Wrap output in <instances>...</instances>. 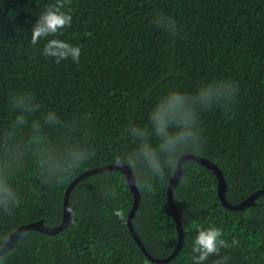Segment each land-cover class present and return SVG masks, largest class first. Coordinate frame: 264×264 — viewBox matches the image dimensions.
<instances>
[{
  "label": "trees",
  "instance_id": "obj_1",
  "mask_svg": "<svg viewBox=\"0 0 264 264\" xmlns=\"http://www.w3.org/2000/svg\"><path fill=\"white\" fill-rule=\"evenodd\" d=\"M55 3L0 0V133L16 115L11 94L30 92L43 112L53 110L78 124L70 137L46 130L57 146L86 134L95 154L64 185H45L26 163L14 177L21 203L11 215L0 213V248L22 225L41 219L60 224L70 183L135 150L138 142L128 134L129 126L151 132L150 113L170 92L195 95L208 85L238 86L227 105L220 100L197 109L203 145L201 153L193 154L219 166L232 204L264 189V0H64L62 11L71 14V27L32 45L39 15ZM158 12L175 20L174 35L154 25ZM54 38L79 45V61L69 57L56 63L44 56V45ZM150 143L159 140L152 135ZM182 169L174 198L184 241L169 261H151L135 240L128 225L134 203L129 182L121 170L108 169L71 190L68 206L75 215L64 229L56 234L25 230L4 251L3 264H194L198 230L213 226L222 229L230 247L204 264L223 256L227 264H264V194L233 210L222 203L212 169L194 159H185ZM175 170L166 169L163 180L152 178L143 166L134 171L145 188L138 187L141 200L132 223L156 258L169 257L178 245L168 200ZM112 188L117 195L107 196ZM114 209L125 212L123 222ZM233 238L238 246L231 245Z\"/></svg>",
  "mask_w": 264,
  "mask_h": 264
},
{
  "label": "clouds",
  "instance_id": "obj_2",
  "mask_svg": "<svg viewBox=\"0 0 264 264\" xmlns=\"http://www.w3.org/2000/svg\"><path fill=\"white\" fill-rule=\"evenodd\" d=\"M64 7V0H56L55 4L48 5L39 15L31 30L32 45H36L42 38L54 36L61 33L62 29L71 27L72 16L69 12L62 11ZM153 23L171 35L177 32L175 20L163 13H156ZM42 52L46 57L55 58L56 63L69 57L78 62L81 48L54 38L46 42ZM237 91L238 86L227 83L201 87L195 95L170 92L150 113L151 132L147 128L129 126L128 134L138 142L137 148L123 157L116 156L114 164L130 166L133 171L138 166H143L152 178L163 180L166 169L178 168L182 155L187 152H202L203 137L200 135L197 109L209 107L220 100L227 105ZM9 104L16 115L0 133V213L11 215L21 203V194L14 183V177L26 163L30 162L35 167L45 185H64L94 156L95 150L88 142L86 134L78 141L66 140L63 146H57L46 130L56 129L70 137L76 132L78 124L62 120L53 110L43 112L41 104L30 92L11 94ZM36 113H40L39 117L30 120ZM25 129L28 130L26 139ZM152 135L159 140L155 146L150 143ZM134 179L138 187L145 188V182L136 177ZM147 187L151 190L150 184ZM106 195L114 197L117 193L112 188L106 191ZM68 211L75 215L72 208ZM113 214L122 222L125 220L122 209H114ZM8 242L9 238L5 237V246ZM239 243L235 238L231 241L232 246H238ZM229 247L221 228H201L192 246L194 264H204L210 256H219L221 249ZM4 259V249L0 248V264H3ZM228 259V256H223L213 264H227Z\"/></svg>",
  "mask_w": 264,
  "mask_h": 264
},
{
  "label": "water",
  "instance_id": "obj_3",
  "mask_svg": "<svg viewBox=\"0 0 264 264\" xmlns=\"http://www.w3.org/2000/svg\"><path fill=\"white\" fill-rule=\"evenodd\" d=\"M185 159L198 160L201 164L206 165L208 168H210L214 171V173L216 174V176L218 178V195H219L222 203L225 206H227L233 210H241V209L245 208L246 206L252 205L260 195L264 194V189L256 190L255 192H253L251 195H249L246 199H244L240 203H237V204L233 203L232 204L226 198V180H225L223 172L219 168V166L217 164L213 163L211 160H209L205 157H202L200 155H196L193 153H188V154L183 155L180 158L179 163H178V168L175 170L173 176L170 179L169 185H168V200H169L170 208H171L172 213H173L175 220H176V226H177V231H178V245H177L176 249L174 250V252L169 257L156 258V257H154L148 253L147 249L144 246L143 241L139 237L138 233L135 231L133 223H132V218L136 214L137 209H138L139 204H140V200H141V193H140V190L137 186L136 179H134V177H136L134 171L130 168V166H127V165L117 166L115 164H108V165H103V166H96V167L91 168V169L81 173L80 175H78L68 186L66 193H65L64 214H63V218H62V221L60 224H58V225H47L44 222V220L41 219V220H38L35 222H31V223L22 225L10 234V236L8 237L9 242L7 243V246H5V244H4V246L2 248L4 249V251H6V250L10 249L12 246H14L18 237L25 230L35 229V230H39V231L47 233V234H56L57 232H60L62 229H64L69 224V222L73 216L68 211V209H69L68 200H69V194H70L71 190L81 180H83L84 178H86L92 174L99 173L101 171L108 170V169H119L125 174L127 181L129 182L131 191L133 193V197H134V203H133L132 209H131L129 217H128V225L130 227L132 235L134 236L135 240L140 245L143 252L147 255V257L151 261L167 262L180 251V249L182 248V245H183V241H184V228H183L181 217H180L179 212H178V208H177L176 203H175L174 190H175V187H176V185H177V183H178V181L182 175V172H183L182 171L183 170L182 164H183V161Z\"/></svg>",
  "mask_w": 264,
  "mask_h": 264
}]
</instances>
